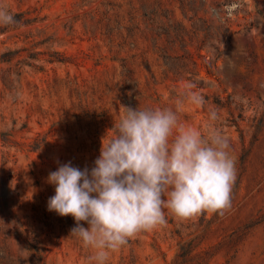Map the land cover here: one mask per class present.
<instances>
[{
	"label": "rangeland",
	"instance_id": "374dc122",
	"mask_svg": "<svg viewBox=\"0 0 264 264\" xmlns=\"http://www.w3.org/2000/svg\"><path fill=\"white\" fill-rule=\"evenodd\" d=\"M3 6L17 23L0 24V264H95L74 218L48 210L49 173L90 170L123 107H174L190 92L204 102H185L180 122L227 138L231 206L188 219L165 210V224L106 264H264V0Z\"/></svg>",
	"mask_w": 264,
	"mask_h": 264
},
{
	"label": "clouds",
	"instance_id": "9594fccd",
	"mask_svg": "<svg viewBox=\"0 0 264 264\" xmlns=\"http://www.w3.org/2000/svg\"><path fill=\"white\" fill-rule=\"evenodd\" d=\"M15 23L7 7H0V24ZM185 102L204 101L190 92L174 107H123L111 129L114 135L107 142V135L102 138L90 170L69 162L49 173L55 195L48 210L74 218L71 236L93 250L90 262L106 264L130 237L165 224V210L188 219L230 208L236 170L228 140L211 126L202 133L182 124L179 113ZM210 119H217L215 111Z\"/></svg>",
	"mask_w": 264,
	"mask_h": 264
},
{
	"label": "trees",
	"instance_id": "16d2710c",
	"mask_svg": "<svg viewBox=\"0 0 264 264\" xmlns=\"http://www.w3.org/2000/svg\"><path fill=\"white\" fill-rule=\"evenodd\" d=\"M14 19H15V18H14ZM15 20H16V19H15ZM6 61H8V60H6ZM40 261H41L42 263H44V258H43V256H41Z\"/></svg>",
	"mask_w": 264,
	"mask_h": 264
}]
</instances>
